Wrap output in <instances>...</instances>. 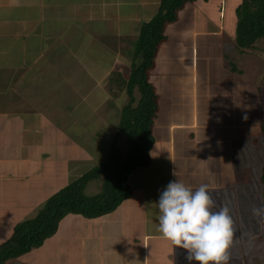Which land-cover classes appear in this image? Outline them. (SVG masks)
Wrapping results in <instances>:
<instances>
[{
	"label": "crops",
	"instance_id": "0c3cea01",
	"mask_svg": "<svg viewBox=\"0 0 264 264\" xmlns=\"http://www.w3.org/2000/svg\"><path fill=\"white\" fill-rule=\"evenodd\" d=\"M160 1L0 0V194L4 199L0 202V243L11 236L16 224L28 219L29 210L42 206L55 192L82 176L96 162L87 165L88 160L78 162L75 156L69 155L63 136L67 130L64 131L62 125L56 123L58 116L52 115L55 109L47 108L50 106L47 92L55 88L49 78L63 80L64 84L87 81L99 89L111 73L130 64L127 56L130 45L126 46V42L138 37L141 25L154 17ZM151 9L154 10L151 12ZM222 16L223 13L220 19H223ZM127 17L136 21L137 28L125 33L126 30L121 27ZM222 29L220 26L219 32L213 31L214 35L222 34L224 38ZM230 37L235 44V32ZM235 50L239 58L243 57L237 47ZM261 55L264 56L263 53ZM219 57L221 63L219 61V68L216 69L220 72L221 82L228 86L224 91H227L226 94L229 90L230 94L233 92L228 109L222 107L220 112H209L205 104L201 108L195 107L197 97L205 103L220 98L221 91L210 86L209 80L203 82L202 91L177 90L173 96L180 97L177 104L180 109L173 107L169 101L164 105L160 100L155 127L156 144L152 150L154 156L151 155L150 167L137 169L132 174L130 185L134 190L133 197L116 212L101 219L69 216L76 222L79 220L82 234L79 238L78 234L72 244H69L73 239L71 234L56 235L53 239L64 245L55 246L53 250L41 247L39 251L44 249V258H57L60 264H68L67 258H76V264H198L187 259V250L173 247L157 231L158 208L154 204H158L167 185L178 179L193 190L201 184L208 185L217 205L214 211L222 206L229 207L236 230L234 242H240L242 246L247 238L243 239L244 231L238 225L243 222V212L254 207L247 194H257V202L261 187L264 193V142L260 143V135L255 137L247 132L252 125L251 121L243 119L244 109L248 107L239 105L236 99L243 96L236 89L238 79L242 82L246 71L240 69L237 63H225L226 54L221 53ZM158 59L155 71L160 69ZM231 64H236L242 73H234ZM88 88L89 92L92 91ZM214 92L219 96L216 97ZM212 94L214 97L210 98ZM191 100L195 110L187 112L186 106ZM185 112L189 114L187 119ZM97 113L101 115L98 110ZM216 113L218 122L215 120ZM98 119L93 132L95 139L100 133L105 135L109 132V124L115 117L106 121ZM78 125L82 126L81 123ZM260 127L257 125V128ZM56 132H62L60 139H56ZM115 135L112 125V133L105 146H110ZM43 161L46 165H53L55 170L62 163L65 177H68V182L50 196L40 195L46 187H42V180L39 184L35 180L38 173L43 177L44 171H18L19 165ZM173 171L177 176H173ZM70 176L76 178L69 179ZM133 181H137L138 186L134 187ZM35 188L39 198L36 199V195L32 200ZM5 194L9 195L8 199ZM149 199L154 206L151 214L147 210ZM5 201L9 214L13 215L12 221L7 224L3 220ZM127 209L138 213L128 233L123 229L126 223L129 225V219L115 222L116 215L124 214ZM140 209L144 211L140 212ZM69 226L70 220L67 228ZM234 245L238 247V244ZM36 251L38 249L32 252Z\"/></svg>",
	"mask_w": 264,
	"mask_h": 264
},
{
	"label": "rangeland",
	"instance_id": "374dc122",
	"mask_svg": "<svg viewBox=\"0 0 264 264\" xmlns=\"http://www.w3.org/2000/svg\"><path fill=\"white\" fill-rule=\"evenodd\" d=\"M241 1L242 0H198L196 4L189 5L180 14L178 22L167 29L169 40L161 48L158 59L160 69L153 72L152 81L158 89L161 103L165 105L166 102L169 101L173 107H178V109H180V107L177 105L178 99L180 97L177 95L173 96V94L177 90L181 89H184V92H193L195 89L202 91V89H204V81L209 80L211 82L210 86H212L217 91H221L220 96L218 95L219 93L214 92V94L217 93L216 97L219 96L220 98L213 99V101L205 103L202 101L201 97H197L195 107L201 108L205 104V109H207L209 112H213L215 110L216 112H220L222 111V107L224 109H228V101L232 99L230 95L233 94V92L230 94V90L228 91V94H226L227 91L224 90H227L226 88L228 86L221 82L222 80H220L221 77L219 76L220 72L216 69L219 68V55L221 53L226 54L227 59L225 57L223 59L225 63H237L240 69L246 71L244 78H242V80H244L240 82V79H238L239 84L234 83V85L238 84L237 89H235L238 90L240 94H243L241 99L238 97L236 99L238 100L239 105L248 107V109H244V115H247L248 120L252 122V125L249 126L247 132L252 136L260 135V143H263L264 56L261 55L262 53L260 50H249L247 51V54L249 55L244 54L243 57L240 56L239 58L235 50L236 42L234 41L235 44H233V42L230 41V35L235 32L237 27V16L235 14V9L238 7ZM154 9H151V12ZM220 10H223V19H220ZM133 21L134 23H132ZM135 23V20L127 17L126 20L123 21L124 25L121 27V29L123 28L122 30H126L124 31L125 33L130 29L135 30L137 28ZM220 26L223 27L222 31L224 33V38H222V34L219 35L215 33L214 35L213 33V31L219 32ZM194 31L197 32V34L194 33ZM134 39L135 38L131 39V41L133 40L132 42H126V46L130 45L128 49L129 51L133 50L134 48L133 42L136 40ZM258 46L260 49H264V41L259 42ZM103 54L105 53H100V55ZM204 54L205 56H203ZM207 55L209 56L208 58L206 57ZM182 58H188V60L182 61ZM101 67L103 68V66ZM220 69L222 71V68ZM52 79V77L49 78L51 84L57 88H51L49 92H47L46 97L49 101L48 105L50 104V106L47 108L52 111L55 109L52 112V115L58 116V119H55L56 123L59 126L62 125L61 127L64 131L67 130L63 136L66 139L65 142L68 146L67 148L69 155L75 156V160L78 162H82V160H88L87 165H93L92 161H96L94 163V165H96L97 163L103 161L107 156L109 146H105V141H107L112 133V125H116L117 127L119 123L118 115L120 114L118 110L120 111L121 106L127 102V97L122 93H119L117 95V99L114 98L109 92L105 82H102L101 87L97 89L91 86L87 81L84 82L78 80V82L72 81L66 82L64 84L63 80L57 81L58 79H56L55 81ZM88 87H90L92 91L89 92L90 89ZM214 94H212L210 98H213ZM192 101L193 100H191L186 106L187 112H192L195 110ZM258 103L259 110L257 109ZM70 109L72 110L70 111ZM97 110L101 113V115L99 113L96 114ZM187 112H185L186 119L189 115ZM116 113H118V115L116 116L115 120L109 124V132L104 133L105 135L100 133L98 138L95 139L93 134L95 133L94 127L97 125V121L99 120L98 118H101V120L105 119L106 121L109 120V118L114 117ZM50 115L51 114H49V116ZM217 116L218 114L216 113L215 120L218 122ZM83 117H85L84 119L87 121V123H89V125L85 127L83 125H78L82 121ZM219 118H221L220 115ZM257 120L259 121L258 124L256 123ZM257 125L259 127L261 125V127L257 128ZM49 126H52V128L56 127L54 125ZM56 133V139H60L62 136L60 133L62 132ZM121 138L122 139H120L118 146L123 154H125L127 149V141L125 136H122ZM262 158L263 154H261L260 159L262 160ZM72 162H74L73 157ZM19 166V172L27 171L34 173L36 171L37 173L38 170L44 171L43 177L40 175V173L35 176L37 184H39V182L42 180V187H46V190L44 189L40 194L43 196H50L53 191H56L57 189L64 186L68 178L65 177V171L63 170L62 163H60L58 170H55L53 165H46L44 161L37 163H27ZM82 166L85 167L84 165ZM88 169L89 168H87L85 171ZM74 172L76 174V169H74ZM82 174L83 173L78 175ZM70 178L74 179L76 177L70 176L69 179ZM100 185V181L90 182L85 190L86 195L92 196L99 193ZM132 185L136 187L138 186V182L133 181ZM259 192V199L257 202L255 199L257 194H247V198H249V201H251L255 207L264 205L262 187ZM37 193L38 191H36L35 188V190L32 191V200H34L36 195V199L39 198ZM4 196L7 199L9 197L7 194ZM24 198H26V194H24ZM3 200V196L0 194V202ZM148 203L147 210H149V213L151 214L154 211V206L150 203V199ZM6 205L7 202L5 201L3 220L4 223L7 224V222L12 221L13 215L9 214ZM40 207L41 206L37 205L36 209H32V211L29 210L28 219L26 220L33 219L39 212ZM252 208L253 207L251 206L250 209H246L243 212V222L240 224V226L238 225V227H241V231H244L242 236L243 239H247L242 242V246L240 242L233 243V245L235 243L238 244V247L234 245V247L231 246L229 249V254L231 256L230 264H264V220L253 216ZM143 211L144 209H140V212ZM0 213H2V210H0ZM137 214L138 213H136L134 210L127 209L124 214L119 213L116 215L117 217L115 222H123L125 219H129V225L126 223L123 229L125 231L127 230L128 233L131 230L130 228L132 227V223L134 222ZM68 218L62 221L61 229L59 228L57 236H59V234L61 236H64V234L67 233L71 234L73 239L69 244H72L76 242L77 235L79 234V238L83 230L81 229L79 220L76 222L75 219H70V217ZM69 220L71 226L67 228ZM7 228H9V225ZM49 241L44 244L45 246L43 245V248H47V250H53L55 246L60 247V245H64L63 242L56 241V239H53L50 241V243ZM154 245H156V243H154ZM39 249L35 253L32 252L29 256L26 255L23 257V259L21 258L10 261L9 264H60L59 261H56L58 260L57 258H44V256H42L44 249H41L40 251ZM164 259L166 260V257H164ZM67 263L76 264V258H67Z\"/></svg>",
	"mask_w": 264,
	"mask_h": 264
},
{
	"label": "trees",
	"instance_id": "16d2710c",
	"mask_svg": "<svg viewBox=\"0 0 264 264\" xmlns=\"http://www.w3.org/2000/svg\"><path fill=\"white\" fill-rule=\"evenodd\" d=\"M197 1L161 0L154 17L141 25L133 50H128L130 64L111 73L105 82L114 98L119 93L127 97V102L118 110L120 114L114 116H119V123L117 127L113 125L116 135L111 139L107 156L49 197L33 219L15 225L11 236L0 243V264H9L43 247L57 235L65 218L101 219L116 212L133 196L130 178L137 169L150 167V153L156 144L160 96L152 74L157 69L161 48L169 40L167 29ZM235 14V42L240 54L249 50L264 53L258 46L264 41V0H242ZM231 66L234 73H242L236 64ZM84 118L80 123L85 127L89 123ZM122 136L127 141L125 154L118 146ZM92 181H100V192L89 196L85 190Z\"/></svg>",
	"mask_w": 264,
	"mask_h": 264
},
{
	"label": "clouds",
	"instance_id": "9594fccd",
	"mask_svg": "<svg viewBox=\"0 0 264 264\" xmlns=\"http://www.w3.org/2000/svg\"><path fill=\"white\" fill-rule=\"evenodd\" d=\"M244 120L248 117L245 114ZM153 155V152L150 153ZM173 176L177 173L173 171ZM157 231L173 247L187 250V259L198 264H230L229 249L234 243V220L227 206L217 208L216 201L201 184L193 190L178 180L170 182L158 204ZM253 216L264 220V205L252 208ZM147 247V246H145Z\"/></svg>",
	"mask_w": 264,
	"mask_h": 264
}]
</instances>
